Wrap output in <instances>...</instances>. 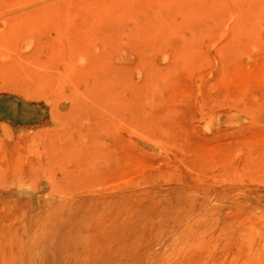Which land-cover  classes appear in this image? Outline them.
Wrapping results in <instances>:
<instances>
[{
	"label": "rangeland",
	"instance_id": "374dc122",
	"mask_svg": "<svg viewBox=\"0 0 264 264\" xmlns=\"http://www.w3.org/2000/svg\"><path fill=\"white\" fill-rule=\"evenodd\" d=\"M0 264H264V0H0Z\"/></svg>",
	"mask_w": 264,
	"mask_h": 264
},
{
	"label": "bare ground",
	"instance_id": "6f19581e",
	"mask_svg": "<svg viewBox=\"0 0 264 264\" xmlns=\"http://www.w3.org/2000/svg\"><path fill=\"white\" fill-rule=\"evenodd\" d=\"M44 248H45V246L42 244V242L39 239L31 238L29 245H27L26 248L24 247V255L26 256L29 253L30 255H28L27 257H30V259H31V257L33 256V252L38 251L37 253L41 252L42 258L44 259L47 257V255H46L47 252H45L46 248L45 249ZM31 262H32V259H31L30 263Z\"/></svg>",
	"mask_w": 264,
	"mask_h": 264
}]
</instances>
